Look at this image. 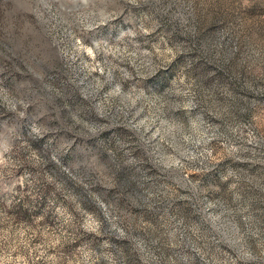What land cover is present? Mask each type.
Masks as SVG:
<instances>
[{
    "label": "rangeland",
    "instance_id": "1",
    "mask_svg": "<svg viewBox=\"0 0 264 264\" xmlns=\"http://www.w3.org/2000/svg\"><path fill=\"white\" fill-rule=\"evenodd\" d=\"M129 257L264 264V0H0V264Z\"/></svg>",
    "mask_w": 264,
    "mask_h": 264
},
{
    "label": "trees",
    "instance_id": "2",
    "mask_svg": "<svg viewBox=\"0 0 264 264\" xmlns=\"http://www.w3.org/2000/svg\"><path fill=\"white\" fill-rule=\"evenodd\" d=\"M120 183H121V185L123 186V188L124 189H127V188H130V189H133V190H131V191H133V192H136L135 190H134V186L132 185V183H130V181L126 178V177H124V176H122V177H120ZM133 186V187H132ZM135 195H136V193H134ZM134 195V196H135ZM137 196V195H136ZM138 197V196H137ZM139 198V197H138ZM129 263L128 264H136L135 263V260H134V258L133 257H129Z\"/></svg>",
    "mask_w": 264,
    "mask_h": 264
}]
</instances>
